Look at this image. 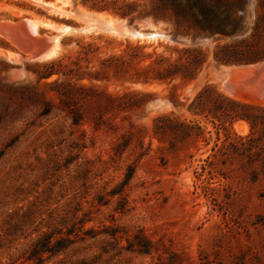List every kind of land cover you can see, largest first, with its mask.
<instances>
[{
  "label": "rangeland",
  "instance_id": "374dc122",
  "mask_svg": "<svg viewBox=\"0 0 264 264\" xmlns=\"http://www.w3.org/2000/svg\"><path fill=\"white\" fill-rule=\"evenodd\" d=\"M0 264H264V0H0Z\"/></svg>",
  "mask_w": 264,
  "mask_h": 264
},
{
  "label": "trees",
  "instance_id": "16d2710c",
  "mask_svg": "<svg viewBox=\"0 0 264 264\" xmlns=\"http://www.w3.org/2000/svg\"><path fill=\"white\" fill-rule=\"evenodd\" d=\"M207 27V26H206ZM217 30L218 31H223L224 29L221 28L220 26H217ZM250 49V48H249ZM185 52H189V54H194V59L193 61H195V67L192 69H187L185 67H182L181 65H178V63L174 64V68L173 67H167L166 71L168 72V75L170 77H175L176 75H178L179 73H182V75L184 76H188V77H194L195 72H193L194 70L196 71V69L201 67L202 64V59L198 56V54H202V52L199 49H185ZM240 50L233 46V45H222L218 47V50L215 52V58L218 61H222V62H250V61H255L257 58L256 57H252L249 54H247L248 56H243L244 53L243 52H239ZM252 50H250L251 52ZM178 65V66H177ZM182 68V70H181ZM209 88V85H206V87L202 90V92H200V99L201 97H203L204 92ZM198 106H192V109H197ZM202 111H205L204 108ZM209 113L214 114L215 116L222 118L221 116L223 115L224 118H226L229 123L231 124L235 119H237L238 117H245L247 115L242 114L240 112H238L235 109H227V108H220V114L216 111H213L212 109L208 108L207 110Z\"/></svg>",
  "mask_w": 264,
  "mask_h": 264
},
{
  "label": "bare ground",
  "instance_id": "6f19581e",
  "mask_svg": "<svg viewBox=\"0 0 264 264\" xmlns=\"http://www.w3.org/2000/svg\"><path fill=\"white\" fill-rule=\"evenodd\" d=\"M110 22V21H109ZM111 23V22H110ZM110 25V24H109ZM67 27V26H66ZM112 27V26H111ZM114 27H116V26H113L112 28H114ZM66 29H68V28H66ZM116 29V28H115ZM126 32V31H125ZM140 35H142V32L140 33ZM54 47V46H53ZM54 50V49H53ZM51 54V53H50ZM52 56V55H51Z\"/></svg>",
  "mask_w": 264,
  "mask_h": 264
}]
</instances>
